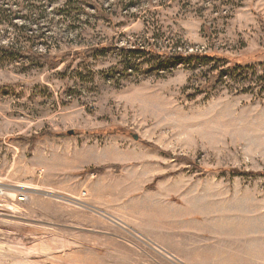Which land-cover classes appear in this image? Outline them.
I'll use <instances>...</instances> for the list:
<instances>
[{
  "label": "rangeland",
  "instance_id": "374dc122",
  "mask_svg": "<svg viewBox=\"0 0 264 264\" xmlns=\"http://www.w3.org/2000/svg\"><path fill=\"white\" fill-rule=\"evenodd\" d=\"M99 1L0 0V264H264V0Z\"/></svg>",
  "mask_w": 264,
  "mask_h": 264
},
{
  "label": "trees",
  "instance_id": "16d2710c",
  "mask_svg": "<svg viewBox=\"0 0 264 264\" xmlns=\"http://www.w3.org/2000/svg\"><path fill=\"white\" fill-rule=\"evenodd\" d=\"M82 3H86L89 5H92L96 10L97 9H101L100 8V1L99 0H80ZM102 11V10H101ZM96 48H89L87 50H85L84 52H82V56L83 57H87L91 54H93L94 52H97ZM103 50H105V48H103ZM0 51L2 52H6L9 54H20L29 58H33L36 61H48L50 59V57L48 55H40L37 52H35L32 48L29 49H25V50H18L13 46H6V45H0ZM133 51L139 52V53H144V54H148L150 56L156 57L157 58V62L159 64H164V63H168L169 61H172L174 59L176 60H182V59H197V60H221L222 58H219V56L216 55H212V54H207V53H203V52H178V51H169V50H162V49H158L157 46H155L153 43L150 44L149 46H135ZM127 55V54H126ZM126 64H128L127 62V57L125 59ZM54 64V62H53ZM52 64V66H53ZM222 76V73H215L213 75H211L208 83L203 87L204 90L206 91H210L213 90L216 85L219 82L220 77ZM242 174H253L252 172H243Z\"/></svg>",
  "mask_w": 264,
  "mask_h": 264
},
{
  "label": "water",
  "instance_id": "95a60500",
  "mask_svg": "<svg viewBox=\"0 0 264 264\" xmlns=\"http://www.w3.org/2000/svg\"><path fill=\"white\" fill-rule=\"evenodd\" d=\"M74 133H75V131H73V130L69 131V134H74Z\"/></svg>",
  "mask_w": 264,
  "mask_h": 264
}]
</instances>
